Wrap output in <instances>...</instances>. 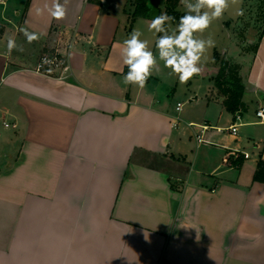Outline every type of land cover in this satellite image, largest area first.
Instances as JSON below:
<instances>
[{
	"label": "crops",
	"instance_id": "1",
	"mask_svg": "<svg viewBox=\"0 0 264 264\" xmlns=\"http://www.w3.org/2000/svg\"><path fill=\"white\" fill-rule=\"evenodd\" d=\"M99 1L68 0L61 20L36 14L51 0L0 2V120L16 123L0 129V264H264V33L252 54L222 50L243 109L226 110L213 60L187 99L198 115L183 118L156 81L123 82L138 17L132 0ZM10 37L23 51L8 53ZM45 52L67 70L36 72Z\"/></svg>",
	"mask_w": 264,
	"mask_h": 264
},
{
	"label": "clouds",
	"instance_id": "2",
	"mask_svg": "<svg viewBox=\"0 0 264 264\" xmlns=\"http://www.w3.org/2000/svg\"><path fill=\"white\" fill-rule=\"evenodd\" d=\"M67 3L68 0H64V3L51 0L50 5L37 8L36 14L43 15L46 12L53 19H64ZM180 3L184 6L185 14L179 17L175 28H172V22L177 18L166 12L155 16L148 24L150 32L159 34L154 42L155 52L149 47L147 39H141L143 33L139 29L134 28L123 41L120 55L128 69L123 76L125 84L144 88L149 78L161 70V62L164 68L170 69L171 75L178 77L180 83H187L202 72V58L214 46L211 37L202 38L212 22L220 19L231 6H236V15H243V9L239 7L242 0H180ZM20 31L29 44L40 39V34L29 32L26 28ZM7 50L11 54L13 50L23 51V47L10 37ZM51 63L53 61L48 57L42 60V65ZM258 115L264 117V112Z\"/></svg>",
	"mask_w": 264,
	"mask_h": 264
},
{
	"label": "rangeland",
	"instance_id": "3",
	"mask_svg": "<svg viewBox=\"0 0 264 264\" xmlns=\"http://www.w3.org/2000/svg\"><path fill=\"white\" fill-rule=\"evenodd\" d=\"M136 1L137 0H132V4L135 5ZM260 2L261 0H249L245 8V0H242V4H240L239 7L243 8L244 6L243 15H236V6H231L228 10L225 11L220 19L212 22L210 27L202 35V38L207 39L211 37V39L214 41V46L209 48L205 56L202 58V72L213 65L214 50L222 55V50H227V48L230 47L231 51L236 43V46H238L241 52L247 54H252L254 52L257 39L260 33L264 31V14H262V12L264 11H262L261 6L259 5ZM159 8H161V11L163 12V5ZM177 10L180 12V14H185L184 6L180 2L178 4ZM156 11L151 13V18H145L146 20H144V17H138L134 19L133 22L132 20H129V23L127 25V29L131 28V32L134 28L139 29L143 33L141 39H147L149 41V47L154 52L156 51L154 42L157 38V35L159 34L150 32L148 30V24L158 14ZM147 19L149 21H147ZM177 23L178 21L174 20L172 22V28H175ZM227 23L229 25V28L227 27ZM20 35V37L22 38L23 34ZM44 54L51 55L52 53H42L38 56V59ZM225 57L228 58V56L226 55ZM160 68L161 70L158 73H154L149 78V80L151 81H156L155 84H153V90H155L154 93H157L159 100L162 99L164 101V104L168 108L174 107L178 102H186L183 112L181 113V116L183 118H185V114L198 115V111L191 108L192 103L188 102L187 99L189 95H191V91L197 89L196 86L198 84H205L207 80L205 79V82L202 83V79H198L196 78V76H194L193 78L188 80L187 83L182 84L179 82L178 77L170 74V69L163 67L162 62ZM202 72L200 73L201 75ZM183 118L181 119V128L186 126V122L184 121L185 119ZM2 127V120H0V129H2Z\"/></svg>",
	"mask_w": 264,
	"mask_h": 264
},
{
	"label": "trees",
	"instance_id": "4",
	"mask_svg": "<svg viewBox=\"0 0 264 264\" xmlns=\"http://www.w3.org/2000/svg\"><path fill=\"white\" fill-rule=\"evenodd\" d=\"M92 1L100 3L99 0ZM179 2L180 0H164L162 12L161 8H159L158 5L153 2V0H137L135 2L131 16L132 18H151V13L157 10L156 12L158 14L156 16L166 12L169 15L175 16L177 18L176 20L178 21L179 17L182 16V14H180V12L177 10ZM248 2L249 0H245V8ZM28 4L29 0H27L25 8H27ZM259 5L261 6L262 11H264V0H261ZM262 14H264V12H262ZM3 32L4 27L0 25V35H2ZM262 33H264V31L260 33L258 39L261 38ZM257 45L258 41L256 43V46ZM213 60L218 66L217 73L213 77L214 86L216 87L217 91L224 96L223 105L225 106L226 110L235 115L237 112H240L243 109L242 97L245 91V87L242 84L241 77L239 75L238 65L232 63L229 58L225 57V55L219 54L216 50L213 53ZM229 160L231 165L240 167L244 157L243 155L238 154L235 159L230 157ZM253 180L264 183V158H262L261 155L258 158L256 168L253 173Z\"/></svg>",
	"mask_w": 264,
	"mask_h": 264
},
{
	"label": "built area",
	"instance_id": "5",
	"mask_svg": "<svg viewBox=\"0 0 264 264\" xmlns=\"http://www.w3.org/2000/svg\"><path fill=\"white\" fill-rule=\"evenodd\" d=\"M0 2H2V0H0ZM44 57H48V59L53 61V63H51L50 65L49 64H43L42 65V60ZM56 65H63V69L67 70V66L64 65L61 56L57 52H52L51 55H47V54L42 55L37 60V63H36L34 70L36 72H42V73L44 72L45 73V71L49 70L50 68H52ZM182 105H183V103H181V102L176 103V110L179 111L181 109ZM261 112H264V105L259 106L255 111V116L258 119V121H264V117H262L261 115H258V113H261ZM2 126L4 128L15 129L16 123L2 121ZM236 127H237L236 123H233L226 130L230 131L231 134L235 135L236 131H237ZM206 128H207L206 126H201L202 131ZM196 139H197V141H202L201 135H196ZM234 155H236V153H234ZM242 155L245 159L248 158V156H249L248 153H246V152H244ZM0 156H1V153H0Z\"/></svg>",
	"mask_w": 264,
	"mask_h": 264
},
{
	"label": "water",
	"instance_id": "6",
	"mask_svg": "<svg viewBox=\"0 0 264 264\" xmlns=\"http://www.w3.org/2000/svg\"><path fill=\"white\" fill-rule=\"evenodd\" d=\"M156 4L161 7L164 3V0H155Z\"/></svg>",
	"mask_w": 264,
	"mask_h": 264
}]
</instances>
